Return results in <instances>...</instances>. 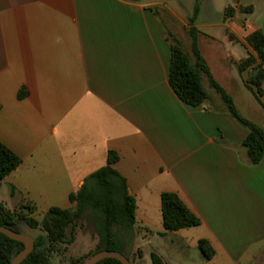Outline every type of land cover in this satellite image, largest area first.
Returning <instances> with one entry per match:
<instances>
[{
	"label": "crops",
	"instance_id": "crops-1",
	"mask_svg": "<svg viewBox=\"0 0 264 264\" xmlns=\"http://www.w3.org/2000/svg\"><path fill=\"white\" fill-rule=\"evenodd\" d=\"M200 1L182 17L160 0H0V143L21 160L0 184L6 209H72L69 195L114 152L141 242L183 248L185 232L209 242L215 255L207 264H264V155L250 163L248 130L206 75L207 99L194 108L168 84L170 44L181 47L175 38L194 34L197 46L199 37L208 44L219 36L225 59H209L212 45L197 50L239 115L264 131V93L257 97L245 84L250 71L238 70L254 55L246 37L263 30L264 0ZM181 49L190 56V47ZM164 192L201 224L165 232Z\"/></svg>",
	"mask_w": 264,
	"mask_h": 264
},
{
	"label": "trees",
	"instance_id": "trees-1",
	"mask_svg": "<svg viewBox=\"0 0 264 264\" xmlns=\"http://www.w3.org/2000/svg\"><path fill=\"white\" fill-rule=\"evenodd\" d=\"M242 13H251V7L239 9ZM233 10L227 8L225 16L230 17ZM246 42L254 55L249 54L238 64L239 72L250 71L245 84L253 89L257 97L263 95L264 83V24L263 30H258L246 37ZM191 51L194 63L184 53L176 42L170 44L168 67V84L179 101L188 107H198L206 99L207 94L201 84V74L207 76L211 87L220 95L228 113L243 127L248 134L242 146L246 149L251 164H258L264 155V131L239 115L232 99L211 78L209 70L200 56L195 38L192 37ZM118 160L114 152L107 154V165L90 175L77 194L68 197L70 203H75V209L50 208L45 213V219L37 224L31 219L36 212L32 203H22L19 209L27 210L30 216L9 211L0 203V226L12 229L17 222H23L29 230L40 229L46 237L38 236L34 241V250L21 264H50L52 248L64 239V228L72 222L82 219L87 212L96 215L93 229L98 237L97 250L116 251L123 254L125 245H129L134 230L135 201L127 192L126 181L113 169ZM21 160L2 143H0V184L19 165ZM160 210L162 227L165 232H177L198 227L201 222L180 200L170 192L160 195ZM198 250L206 261L210 260L215 251L208 241L199 240ZM23 249L21 243L12 241L0 234V264H11L12 259ZM124 255V254H123ZM152 264H162L154 254L150 255ZM82 263V262H81ZM79 263V264H81ZM97 264H120L113 259H105Z\"/></svg>",
	"mask_w": 264,
	"mask_h": 264
},
{
	"label": "rangeland",
	"instance_id": "rangeland-1",
	"mask_svg": "<svg viewBox=\"0 0 264 264\" xmlns=\"http://www.w3.org/2000/svg\"><path fill=\"white\" fill-rule=\"evenodd\" d=\"M141 1L146 2L151 0ZM160 1L173 8L182 17L187 16V14L191 13L193 4L196 3L197 6L201 4L200 0ZM199 16L200 14H198V17H196L199 18ZM192 37L196 38V35H181L180 37H177L178 39L175 37L173 38H175L180 43L181 47H190L191 52L192 44L190 46V40L192 41ZM206 45L213 46V48H209L208 51L210 60L225 59L229 56L223 43H221V39L219 36H216L213 41H209L208 44L202 37L197 38V48L206 50ZM189 57L191 61L194 60L192 52ZM228 82L229 81L226 79V77H221V81L219 80V84L225 86V89L231 92L232 96L235 97L236 92L230 91L228 89ZM245 110H247L246 112H248V116L255 121L256 117L254 116V112H252L249 108H245ZM3 191H6L5 193L6 195H8L7 189L2 190L1 193L4 195ZM74 209L75 206L71 210ZM13 212L30 216L29 211H21L19 208L14 209ZM40 212L43 213L35 212L30 216L31 219L36 221L38 225H40V223L45 219L46 211L40 210ZM96 220V215H93L88 211L82 219L75 220L69 227L64 228V239L62 242H58L53 246L52 253L49 258L50 264H79L92 254L96 253L98 237L93 229V224L96 222ZM12 230L21 234H26L27 232H29V229L23 222H17L16 225L12 227ZM156 233V229H150V235ZM180 235L185 237L186 239H184V242H181L179 244L183 248L169 246L167 243H164L163 241L157 239H150L149 242H141V240L137 238L136 230L134 229L130 244L125 245L122 252L129 259L131 264H152L150 259L151 254H154L156 257H158L162 261V264H207L203 255L198 250L194 234H186L185 232H180Z\"/></svg>",
	"mask_w": 264,
	"mask_h": 264
},
{
	"label": "water",
	"instance_id": "water-1",
	"mask_svg": "<svg viewBox=\"0 0 264 264\" xmlns=\"http://www.w3.org/2000/svg\"><path fill=\"white\" fill-rule=\"evenodd\" d=\"M0 234L23 245V249L12 259L11 264H21L34 250L35 239L38 236L46 237V234L40 229L29 230L26 234H21L2 226H0ZM105 259H113L120 264H131L125 255L116 251H99L86 258L81 264H97Z\"/></svg>",
	"mask_w": 264,
	"mask_h": 264
}]
</instances>
